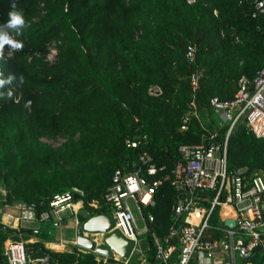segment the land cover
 Masks as SVG:
<instances>
[{"label": "trees", "instance_id": "obj_1", "mask_svg": "<svg viewBox=\"0 0 264 264\" xmlns=\"http://www.w3.org/2000/svg\"><path fill=\"white\" fill-rule=\"evenodd\" d=\"M256 1L15 0L27 27L19 37L11 32L23 47L0 60V74L15 77L0 89L13 92L0 99L4 205L34 203L39 212L54 194L78 188L84 204L76 216L83 222L107 212L103 195L114 171L133 169L140 152L164 166L152 177L169 173L179 158L178 146L200 141L202 129L193 115L188 128L180 130L192 99L198 112L212 97L230 100L238 78L253 79L264 67V15L254 16ZM12 2L0 0V26L9 19ZM53 43L57 52L49 64ZM188 43L196 48L192 64L185 57ZM193 72L199 74L194 93ZM153 88L159 92L152 93ZM225 132L222 128L220 136ZM59 134L67 139L57 146L41 140ZM138 134L148 143L127 148L125 137ZM227 151L229 168L247 166L264 178V136L240 123L228 135ZM174 196L171 183L162 181L153 205L143 209L153 217L159 237L172 224ZM92 201L97 208L89 206ZM40 236L0 222V264H8L2 252L7 239L25 240L30 258L44 251L46 264H103L97 254L78 247L50 250ZM32 237L37 241L28 242ZM147 242L152 252L150 237ZM250 262L263 264L264 255L255 252Z\"/></svg>", "mask_w": 264, "mask_h": 264}, {"label": "built area", "instance_id": "obj_2", "mask_svg": "<svg viewBox=\"0 0 264 264\" xmlns=\"http://www.w3.org/2000/svg\"><path fill=\"white\" fill-rule=\"evenodd\" d=\"M256 14L264 15V0L256 1L254 16ZM195 52V46L188 43L185 57L191 64L195 63ZM12 53L10 47H3L0 60L11 57ZM198 78L197 72L190 75L192 93L198 88ZM238 79L237 92L232 99H209L206 109L217 113L216 126L207 128L201 123V112L197 111L192 99L191 110L182 117L180 130L188 128L193 115L202 129L200 141L178 146L179 158L169 173L160 178L152 177L164 171V166H157L152 156L143 151L138 154L133 169L118 168L111 177L103 195L106 214L111 215L114 229L134 243L132 253L136 251L141 234H147V240L151 238L152 252H149V243L146 248L152 258L149 264H252L250 259L256 247H260L258 253L264 255V178L259 171H251L247 166L229 168L227 164V138L238 124L244 123L256 137L264 136V67L253 79L244 75ZM222 128L226 130L224 137L220 136ZM147 143L148 139L142 134L124 139L125 146L130 149ZM162 181L171 183L175 196L171 206L172 224L159 237L152 228L153 217L145 215L143 209L153 205V195ZM82 195L78 188L56 193L39 212L37 204L17 202L0 214V222L16 229L24 224H36L31 231L37 235L43 224L60 223L65 215H77V205L84 204L80 199ZM130 201L143 223L141 231ZM89 206L97 208L98 203L92 201ZM213 216L217 223L211 222ZM227 219L234 222L232 227L225 225ZM98 234L103 237L102 233ZM25 243L23 239L4 242L2 252L8 264L47 263V255L41 259L30 258ZM115 255L109 258L98 254V261L128 264L127 260L116 259Z\"/></svg>", "mask_w": 264, "mask_h": 264}, {"label": "water", "instance_id": "obj_3", "mask_svg": "<svg viewBox=\"0 0 264 264\" xmlns=\"http://www.w3.org/2000/svg\"><path fill=\"white\" fill-rule=\"evenodd\" d=\"M152 93H158V88H153ZM78 198V196H76ZM181 224V222H180ZM225 225L232 227L234 222L230 219L225 220ZM75 229V244L85 251L93 252L95 254L113 257V253L117 254L120 258L128 260L134 248V243L125 239L117 230L114 229V221L110 214L99 213L93 216H86L83 222L77 223ZM179 227L177 230L179 231ZM85 232L89 233H102L103 234V247L96 246L95 242L86 237ZM255 252L260 251V247L254 248ZM44 251H39L32 258L41 259L45 257Z\"/></svg>", "mask_w": 264, "mask_h": 264}, {"label": "rangeland", "instance_id": "obj_4", "mask_svg": "<svg viewBox=\"0 0 264 264\" xmlns=\"http://www.w3.org/2000/svg\"><path fill=\"white\" fill-rule=\"evenodd\" d=\"M57 51L56 49V44H50L49 45V51H48V54L46 55V60L49 64L53 63L54 60H55V57H52L53 54ZM200 121L201 123L207 127V128H211L212 125L214 124L216 126V123H217V113L214 111V110H202L201 113H200ZM65 139H67V136L66 135H63V134H59L53 138H50V137H41V140L51 146H57L58 144H60L61 142H63ZM2 190V191H1ZM3 190H4V187L2 186V184L0 183V193L2 192L3 193ZM5 191V190H4ZM4 198V196H3ZM4 201H2V196H0V214L3 212V211H8V207L9 205L7 206H4ZM130 205L132 207V210H133V213L135 214L136 216V222H137V226L138 227V230L141 231L142 227H143V223L142 221H140L139 217H138V213H137V209L134 205L133 202L130 201ZM67 216V215H65ZM77 217V216H76ZM78 220V219H77ZM48 223H53L52 221H49ZM47 224V223H45ZM67 229L68 228H65L64 227V230L63 231H66L67 232ZM56 232L55 234H57L55 238H53L54 240H59L60 236L59 234L57 233V229H55ZM86 237H88L89 239L93 240L94 242H97V246H100V247H103L105 246L104 245V242H103V237L101 234H98V233H88L86 234ZM48 238H51V237H48ZM148 246V242H147V234H141L139 236V242L138 244L136 245V251L135 253H133V255H131V257L129 258V261L130 263L132 264H141L138 259H136V256L139 255V256H143L147 253L146 251V248ZM81 249V248H80ZM119 258V256H118Z\"/></svg>", "mask_w": 264, "mask_h": 264}, {"label": "crops", "instance_id": "obj_5", "mask_svg": "<svg viewBox=\"0 0 264 264\" xmlns=\"http://www.w3.org/2000/svg\"><path fill=\"white\" fill-rule=\"evenodd\" d=\"M4 195H5V191L3 190V193L2 192L0 193V196H2V201L4 200L3 198ZM4 206H7V205H4ZM77 208H79L78 209V212H79L82 206L78 204ZM78 222L79 221L77 220L76 215L66 216L60 223L58 222L48 223L47 222V224H43L41 226L42 229L39 235H41L40 237L43 238L44 240L43 243L48 249L53 250V251H59V252H64V251L69 252L73 250L75 247H78L75 244V229L77 228L76 226ZM34 226H37V225L36 224H24L23 227L31 228ZM64 227L68 228L67 232L63 231ZM55 229H57V233L60 236L58 241L53 239L57 237L56 236L57 234H55L56 232ZM88 233L89 232H85V234H88ZM48 237H51V238H48ZM35 241H37V237H32L28 240V242H35ZM131 255H133V253ZM149 258H150V255H148L147 253L144 255V257L142 255L136 256V259H138V261L141 264H149L150 263ZM127 261H128V264H132L130 263L129 259Z\"/></svg>", "mask_w": 264, "mask_h": 264}, {"label": "clouds", "instance_id": "obj_6", "mask_svg": "<svg viewBox=\"0 0 264 264\" xmlns=\"http://www.w3.org/2000/svg\"><path fill=\"white\" fill-rule=\"evenodd\" d=\"M11 11L8 13L9 19L7 22L0 26V50L3 49L5 45H8L11 49L19 50L23 47L22 41L14 38L11 32L15 33V37L22 35L23 30L27 27L23 13L16 8L15 0L11 4ZM15 77L9 74L6 78L0 74V89H5V86L11 85ZM20 82H23V77H20ZM13 92L11 89L6 91H0V99L11 98Z\"/></svg>", "mask_w": 264, "mask_h": 264}, {"label": "bare ground", "instance_id": "obj_7", "mask_svg": "<svg viewBox=\"0 0 264 264\" xmlns=\"http://www.w3.org/2000/svg\"><path fill=\"white\" fill-rule=\"evenodd\" d=\"M85 235H86V234H85ZM115 258H116V259H120V257L118 258V255H115Z\"/></svg>", "mask_w": 264, "mask_h": 264}]
</instances>
